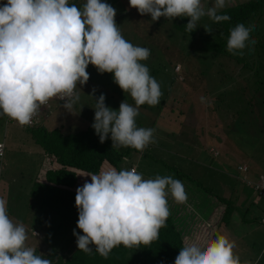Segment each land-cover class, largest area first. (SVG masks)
<instances>
[{
    "label": "clouds",
    "instance_id": "clouds-1",
    "mask_svg": "<svg viewBox=\"0 0 264 264\" xmlns=\"http://www.w3.org/2000/svg\"><path fill=\"white\" fill-rule=\"evenodd\" d=\"M126 1L140 15H150L152 21L160 17L170 21L190 18L185 25L189 33L205 16L213 23L230 20V16L218 14L230 0H214L207 9L201 0ZM115 16L116 9L101 0H87L82 10L74 4L70 6L68 0H6L0 5V114L21 126L31 125L51 98L66 101L63 108L73 113L80 100L77 86L88 82L86 69L91 64L101 74L113 73L114 82L130 94L136 105L123 101L118 110H113L106 106L104 94L94 99L91 127L100 143L109 134L112 148L131 147L143 152L155 143V130L136 124L139 106H156L163 95L159 83L141 63L149 58L150 50L124 39ZM254 28L243 23L232 28L227 50L242 55L243 49L256 43L251 37ZM95 91L90 95L93 98ZM204 100L201 97V102ZM2 149L0 145V156ZM241 164L235 163V170L244 173L246 170L237 169ZM131 166L130 163L120 171L108 167L99 174H77L91 177V182L85 181L77 188L75 196L77 227L83 235L75 230L73 234L78 249L84 253L91 254L90 245H95V251L107 259L111 250L121 244L126 248L150 245L166 226L169 193L177 203L187 202L180 180L171 176L145 180ZM27 239L25 226L13 223L6 200L0 198V264H52L50 259L36 255L35 248L26 244ZM235 246V241L224 236L194 235L185 239L174 264H240Z\"/></svg>",
    "mask_w": 264,
    "mask_h": 264
},
{
    "label": "rangeland",
    "instance_id": "rangeland-1",
    "mask_svg": "<svg viewBox=\"0 0 264 264\" xmlns=\"http://www.w3.org/2000/svg\"><path fill=\"white\" fill-rule=\"evenodd\" d=\"M3 1L6 2V0ZM3 1L1 0L0 3L3 4ZM74 1L72 3L79 9H82L87 2V0ZM210 1L214 2V0ZM102 2L108 3L116 9L115 21L117 25L124 23L123 28L117 26L124 39L134 46L150 50L149 58L141 61V63L147 65L150 75L159 83L163 93L160 104L156 106L147 104L139 106V115L136 117L137 127L155 130V143L149 144L143 152L131 147L115 148L118 151L129 149L130 157L125 156L120 160L119 165L122 167L120 170L127 169L128 159L136 161L138 170L145 172H148L149 169L160 170L161 172H158L159 176L162 175V172L170 171L169 169L174 166L181 175L178 180L182 182L188 199L185 204H179L174 201L169 193L167 200L171 210L172 205L176 206L177 221L179 222L180 219L184 221L185 232L193 224L195 218H198L199 221H206L213 210L218 208L221 211L220 216H212L207 224H204L203 232L208 233L212 238L217 236L226 237V234L220 231L221 228L219 229L221 224V222L219 224V220L222 219L224 204L219 201H213L214 199L210 198L211 196L223 197L229 201L227 203L224 200V203L230 206L231 218L234 221L237 220L238 215L242 218L249 213H253L254 216L247 218L246 223H239L238 227L242 233H240V241L235 243L234 254L239 256L240 264H264V226L261 225L263 223H260V218L264 217V197L258 196L251 186H247L239 180V176L243 174H246L249 179H253L258 173L264 174V137H259L258 134L244 133L254 136L255 139L258 137L261 139L258 145L260 148L256 149V154L259 157L250 158L249 161L241 157L240 154L231 156V151L226 148L220 147V149L216 150L213 147L217 145L215 141H220L224 133L226 134L230 129H236L235 131L239 133H243V129L250 131L249 127L245 128L243 125L249 124L245 120L247 115L249 118L251 115L248 112L250 104L257 100L259 96H264V85L259 94L249 88L253 87V85L242 87V94L229 91L232 80L230 78L237 74L240 64L234 60L233 62L224 63L221 56L211 60L213 57L212 52H203V44L200 38L208 34L204 27L210 28L207 16L201 18L198 22V27L193 31L195 32V36L193 35L194 39L192 35H189L191 38L186 40L185 35L182 37L179 33L176 21L175 29L177 32L175 29L172 31L171 24L169 25L170 20L160 17L159 20L152 21L150 15L142 16L137 9L131 8L129 1L102 0ZM234 2L230 0L233 5ZM201 3L206 9V3L203 1ZM118 10L122 12L117 13ZM178 44L183 45L185 48L189 44L190 49H197V51H193L191 54L184 52L180 54L178 52V48H180ZM175 65L178 66V69H176ZM86 71L89 73L90 78L85 85L77 86L76 91L79 92L80 100L74 106L73 113L63 108L62 105L65 102H56L54 104L56 109L51 118L53 121H68L72 123V128L80 127L86 123V116L94 119V99H97L101 94L106 97V106L113 110H118L123 101L136 107L135 101L130 94L124 93L114 82L113 73L101 74L91 64ZM244 74L245 72L239 75ZM234 78L236 79L237 77L234 76ZM233 85L235 88L237 87L235 83ZM93 89L96 90L94 98L90 96L93 93ZM201 97L205 98L204 102H201ZM247 97L250 102L244 107L243 113L242 107ZM219 101H221L223 106H228V112L224 119L217 115L215 111L217 117L213 113L208 114V104L216 109L220 105ZM180 111L181 113H178ZM0 113H2V110H0ZM51 119L46 122V125L51 124ZM91 121L93 122L94 120ZM241 122L244 124L239 128L238 126ZM251 122L253 126L258 125L253 120ZM16 123H10L7 115L0 114V141L4 140L5 149L3 156L7 163H9L7 158L10 157L9 155L12 154L13 149L17 150L18 148L25 151L27 146L31 145V141L28 139L32 136V133L21 129ZM68 125L70 123L64 124V128ZM16 129L19 132L17 137L14 134ZM195 135H197V140L192 139ZM18 137L21 138L20 142L17 139ZM25 140L28 143L24 144ZM108 141L112 145L111 134H109ZM201 141L203 149L209 151L211 156L220 155L219 159L225 165L234 166L235 163L242 161L247 163V166L252 167L246 173L237 172L236 170L233 175L227 173L216 164V160L214 163L204 153L201 154V147H199ZM17 142L18 145H16ZM185 143L188 144L189 149L185 148L188 147ZM190 145L193 148H190ZM131 167L135 168V164ZM149 173L150 176H154V179L156 178L153 172L149 171ZM140 174H143V172H140ZM233 197H235V200L232 202ZM14 212L13 210L12 217L14 218H10L13 223H23L26 230H28L29 221L27 218L31 219V217L27 214L28 217L22 219L16 216ZM233 215L236 216L234 217ZM24 217L25 215L23 214ZM224 230L226 232V228ZM32 234L35 235L33 232ZM252 238L255 240H249ZM35 241L33 247H37L40 253L46 252V244L38 245L40 242L43 243L41 237L35 239Z\"/></svg>",
    "mask_w": 264,
    "mask_h": 264
},
{
    "label": "trees",
    "instance_id": "trees-1",
    "mask_svg": "<svg viewBox=\"0 0 264 264\" xmlns=\"http://www.w3.org/2000/svg\"><path fill=\"white\" fill-rule=\"evenodd\" d=\"M201 1L206 3L207 8L211 7L214 3L210 0ZM233 1H235L234 5L230 3L228 7L222 9L218 13L230 16V20L213 23L207 18L211 32H208L205 37L201 36L203 39L200 38L203 44V52H212L213 57L211 60H215V57L221 56L223 58L222 62L224 63L233 62L234 60L236 63L240 64L237 74L234 75L237 78L235 79L234 76L230 78V80H232L229 91L242 94V87L253 85V87L249 88H251L253 92L259 94L264 85V0ZM189 19L188 17H177L169 21L172 31L178 24L177 29L182 37L185 35L186 40L191 38L189 35H192V38L193 35L195 36V32L192 31L189 33L186 31L185 25L188 23ZM175 21L177 24H175ZM240 23L246 26L255 25L251 37L256 43L243 49L242 55L232 54L227 50V41L230 36V31ZM178 45L180 46V48L177 47L180 54L183 52L191 54L193 51H197V49H190L189 44L186 48L183 45ZM224 66L226 65L224 64ZM243 72H245V74L240 76L239 74ZM233 83L237 85L236 88ZM56 102L64 103L59 100L50 99L48 105L40 110L38 116H36L31 125L21 126L17 121L8 117L10 123L17 122L16 124L18 127L20 126L21 129L32 133V136L28 140L37 147L36 149L43 157V163L37 179L29 178L27 181L15 179L12 181V177L14 176H11L10 171L6 170L4 156L2 155L0 198L7 202V213L9 218L12 217L13 210L16 216L22 219L28 217L27 214L31 217V219L27 218L29 226H27L28 230H26L28 237L26 244L33 247V244L37 241H35V239L40 237L43 243L40 242L38 245L42 246V244H46V252L44 253H40L37 247H33L36 250V255L50 259L52 264H174L175 258L183 247L186 238L193 237L194 235L210 238L208 233L203 232L204 222L199 221L198 218L194 219L193 224L188 227L185 232L184 221L181 219L179 222L177 221L176 206L172 205V210L171 207H169L170 215L166 221V226L159 230V239L153 241L150 245L145 246L141 244L138 248L137 246L126 248L121 244L111 250L107 259L100 256V254L95 251V245H90L93 249L91 254H86L79 250L77 238L73 234V230L80 235H83V232L77 227L79 214L75 205V196L77 188L82 187L85 181L91 182V177L78 176L77 174H99L101 170L108 167H114L117 171H120V160L125 156H129V149L126 148L124 151H118L112 148V145H110L108 141L109 138L106 139L104 143H100L98 135H96L94 129L91 127L92 124L85 125L82 128H72V123L69 122L70 125L64 128L62 124L63 120H61V123L46 125V122H49L53 116V112L56 109L54 104ZM219 102V108L217 107L216 109L208 104V114L213 113L215 117L219 115L224 119L228 112V106H223L221 101ZM249 102L250 99L248 97L245 98L242 107L243 113L244 107H246ZM248 112L251 115L250 118L247 115L245 121H248L249 124L243 126L245 128L249 127L250 131L243 129V133H239L235 131L236 129H230L226 134L224 133L220 141H215L217 143L216 146H213L212 143L210 144L216 148V150L220 149V147L228 149L231 151V156L240 154L241 157L247 161H249L250 158L259 157L256 154V149L260 148L258 147L261 142L259 137H264V96H259L257 100L253 101L250 104ZM178 113H181V111ZM251 120L255 121L258 125L253 126ZM242 124L241 122L238 127L240 128ZM18 129H16L14 133L16 137L19 135ZM244 133L258 134L259 137L255 139L254 136ZM197 135H195V137L193 136L192 139L197 140ZM17 139L20 142L21 138L18 137ZM26 142L27 140L24 141V144ZM0 143L3 145L2 151L4 154V140H1ZM185 145L188 146L187 143H185ZM191 145L190 148H193ZM199 147H201V154L204 153V155L208 159L213 160L214 163L216 160V164L227 173L231 175L234 174L235 166L225 165L220 161V155L218 154L216 156H211L209 151L203 149L202 141ZM185 148L189 149V146ZM128 161V164H135L137 172H143V174H145H142V178L145 180L154 179V176H150L149 171L153 172L156 177L159 176L158 172H161L160 170L150 169L148 172L138 170L136 161H130L129 159ZM237 163L246 165L247 169L244 173L252 167L249 165L248 167L247 163L242 161ZM169 170L170 171L162 172L161 174L164 176H171L173 179H180L181 175L174 166ZM20 174H24L23 169ZM260 174L261 173L256 174L253 179H249L245 174L248 184L243 181L241 182L247 186L253 187L251 182L255 181ZM162 175H160V177H162ZM210 198L214 199L213 201H219L221 204H224L222 219H220V221L222 220L224 224H226L228 215L231 212L230 206L224 203L226 198L212 196ZM234 200L235 197H233L232 202ZM226 202L228 203L229 201L226 200ZM213 212V216H220V209L217 208L213 210ZM23 214L25 215L24 218ZM13 218L14 217H12V219ZM32 231L37 232L35 236L32 234Z\"/></svg>",
    "mask_w": 264,
    "mask_h": 264
},
{
    "label": "crops",
    "instance_id": "crops-1",
    "mask_svg": "<svg viewBox=\"0 0 264 264\" xmlns=\"http://www.w3.org/2000/svg\"><path fill=\"white\" fill-rule=\"evenodd\" d=\"M72 1H74V0H72ZM72 1L68 0V4L70 6L75 3V1H74V3H72ZM101 2H102V0H101ZM4 3H6V2L3 1V4ZM0 5H2V4L0 3ZM120 12H122V11L121 10L117 11V13H120ZM123 25H124V23H121L120 25H117V26H119L120 28H123ZM85 119H86V123L82 124L79 128H82L85 125L93 124L92 121H91L92 118L86 116ZM57 123H61V120H59V121H55V120L53 121L52 120L51 121L52 125L57 124ZM62 124L63 125L64 124H69V122L68 121H63ZM26 143H28V142H26ZM30 144L31 145L27 146L25 151L22 150V149L20 150L18 148H17V150L13 149L12 150V154L9 155L10 157L7 158L9 163L4 161L5 162V166H6V170H9L10 171V175L14 176V177H12L13 178L12 181H14L15 179L16 180H21V181L22 180L27 181V180H29V178L37 179L38 176H39L40 168H41L42 163H43V157H42V155L39 154L40 152L36 149L37 147L35 145H33L32 143H30ZM16 145H18V142L16 143ZM22 169L24 171V174L21 175L20 172H21ZM23 185H24V183H23ZM212 216L213 215L211 214L206 221H203L204 224L205 223L207 224V222L209 221V219ZM233 216L235 217L236 215H233ZM252 216H254L253 213H251V214L249 213V214L245 215V217H242V218L238 215L237 216V220L234 221V219L231 218L232 217L231 213H229L228 219L226 220V222H227L226 224H224V223L220 224L221 221L219 220L220 221L219 222L220 226L218 224L219 229L221 228L220 231L223 234H226V237L230 241H235V243H236L237 241H240L239 237H241L240 233H242L240 231L239 227H238L240 225L239 223H241V222L246 223L247 218H250ZM261 225L264 226L263 224H261ZM225 228H226V232L224 230ZM208 236L210 238H212L209 234H208ZM249 240H253L254 241L255 239L252 238V239H249Z\"/></svg>",
    "mask_w": 264,
    "mask_h": 264
},
{
    "label": "built area",
    "instance_id": "built-area-1",
    "mask_svg": "<svg viewBox=\"0 0 264 264\" xmlns=\"http://www.w3.org/2000/svg\"><path fill=\"white\" fill-rule=\"evenodd\" d=\"M51 99L57 100L56 98H51ZM61 102H66V101H61ZM48 103H49V101H48ZM48 103H47V105H48ZM47 105H45V106H47ZM45 106H42L41 109ZM35 118L36 117H34L33 120ZM0 145H2V144L0 143ZM237 169L239 171H245L246 166L241 164V165L237 166ZM1 170H2V156H0V171ZM241 180L248 184L247 179L245 178V175L241 176ZM251 184L253 185V187H252L253 191H255L259 196L264 197V174H260L255 181L251 182ZM260 222L264 224V217L260 218Z\"/></svg>",
    "mask_w": 264,
    "mask_h": 264
}]
</instances>
